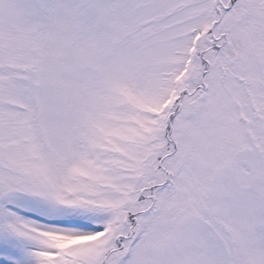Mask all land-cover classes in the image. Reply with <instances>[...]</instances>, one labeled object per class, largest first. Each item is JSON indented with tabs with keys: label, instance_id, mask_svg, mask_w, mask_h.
Segmentation results:
<instances>
[{
	"label": "snow or ice",
	"instance_id": "6c2138e0",
	"mask_svg": "<svg viewBox=\"0 0 264 264\" xmlns=\"http://www.w3.org/2000/svg\"><path fill=\"white\" fill-rule=\"evenodd\" d=\"M0 264H264V0H0Z\"/></svg>",
	"mask_w": 264,
	"mask_h": 264
}]
</instances>
